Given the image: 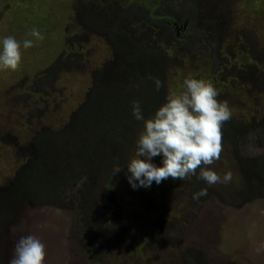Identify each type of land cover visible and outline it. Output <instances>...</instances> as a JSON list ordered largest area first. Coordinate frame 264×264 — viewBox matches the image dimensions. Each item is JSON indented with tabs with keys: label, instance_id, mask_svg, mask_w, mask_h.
I'll return each instance as SVG.
<instances>
[{
	"label": "rangeland",
	"instance_id": "obj_1",
	"mask_svg": "<svg viewBox=\"0 0 264 264\" xmlns=\"http://www.w3.org/2000/svg\"><path fill=\"white\" fill-rule=\"evenodd\" d=\"M116 1L129 10L140 66L122 79L107 62V37L79 21ZM33 28L44 39L24 49ZM6 36L22 58L17 70H0V264L28 235L45 245L44 264H264V0H0V49ZM104 66L111 73L98 91ZM150 72L158 91L144 80ZM112 76L131 106L112 102ZM188 77L210 82L231 110L220 159L208 167L232 180L133 189L126 164L143 127L133 102L151 117ZM247 156L258 167H242Z\"/></svg>",
	"mask_w": 264,
	"mask_h": 264
},
{
	"label": "clouds",
	"instance_id": "obj_2",
	"mask_svg": "<svg viewBox=\"0 0 264 264\" xmlns=\"http://www.w3.org/2000/svg\"><path fill=\"white\" fill-rule=\"evenodd\" d=\"M30 35L35 39H25L24 49L44 39L36 28ZM21 58V43L13 36L4 37L0 70H17ZM149 78L157 91L163 86L159 78ZM183 86L182 92L169 94L148 118L142 114L140 103L133 102L132 115L143 124L135 141V156L126 164V178L133 189L150 188L153 182L159 185L169 178L185 180L196 176L209 186L232 180L230 171L221 176L208 167L220 159L223 151L222 126L232 116L227 102L217 99L218 92L208 81L188 77ZM157 156L162 157L160 166L152 163ZM119 171L121 167H117L113 175ZM205 195L207 189L202 188L192 198L199 200ZM256 250L259 252L260 248ZM45 256V245L37 237L22 236L14 245L9 264H44Z\"/></svg>",
	"mask_w": 264,
	"mask_h": 264
},
{
	"label": "trees",
	"instance_id": "obj_3",
	"mask_svg": "<svg viewBox=\"0 0 264 264\" xmlns=\"http://www.w3.org/2000/svg\"><path fill=\"white\" fill-rule=\"evenodd\" d=\"M108 2H112V1H108ZM118 2L119 1L114 2V5H112V4L111 5H103L101 8H97V9L90 6L85 11L79 12L80 14H84L83 16L85 17L84 20L79 18V21L81 23L85 24L90 29L94 30V28H96L95 32L103 34L107 37V39L109 40V44L111 46V51H112V56L109 58V60L107 62L112 63V71H115L117 73V76L120 79H122L123 77H129L131 75L138 76L136 74V71H139L140 66L136 68V66H137L136 65V59L133 58L134 57L133 53H135L137 46H135V43L132 42V37L130 35L131 26L129 25L130 22H128L129 10L128 9L124 10L120 7H117ZM134 24H136V23H134ZM133 38H134V36H133ZM140 40L145 41L146 39L140 37ZM149 41L150 40H146V43H148ZM142 50L143 49L140 50L141 53H142ZM152 56H154V55H152ZM161 58L162 57H160V61L156 62V65H154V64L153 65L156 67L159 66L162 62ZM104 63H105V61L103 62V65H104ZM104 68H107V66H104L103 69L100 68L99 70L95 71L94 79H95L96 83L95 84L93 83V89H95V90H98L97 86H99V84L97 83V80H99L105 73L110 72V71H106ZM148 70L149 69H147V71ZM151 73L152 72L148 73L147 75L145 74L146 78L144 80L147 81V83H148V81L151 80L149 78V77H152V75H150ZM112 90H116V92L112 94L113 96H115L112 99V102H113V100H117V103H119V101L121 100L126 105L129 104V106H131L132 101H130V99H127L126 97H123L120 95L121 89H119V86L116 82V79L113 76H112ZM108 91L109 90H107V89H103V92H105L106 94H108ZM117 93H119V95ZM76 116H78V114ZM76 124L78 125V123H76ZM260 128L263 129L264 125L260 126ZM230 129L234 130L233 127H231ZM81 132H82V129H79L77 131L78 137H79V134ZM231 132H233V131H231ZM84 138H85V136H84ZM117 142H118V146L116 149H118V151H119V148H120L119 145L121 144V142L119 141L118 137H117ZM36 150H37V152L43 150V146L40 148H36ZM40 153H38V154L40 155ZM42 154H43V152H42ZM258 156L260 158H264V151H262V153L258 154ZM70 158H71V160H68V163L73 162V165H75V163H77V162L73 161L74 160L73 153H70ZM256 160H257L256 157L252 158L250 156H247L246 159L244 160V163H242V167L246 166V168L254 169V168L258 167L256 164ZM43 163L48 166L47 163H45V162H43ZM47 166H45V167H47ZM37 167L28 168L29 174L32 172V170H34V168H37ZM41 167H42V165H40V168ZM33 179H35L36 184H37V182L41 181V179L40 180L36 179V176H33ZM44 182H46V179H44L43 183Z\"/></svg>",
	"mask_w": 264,
	"mask_h": 264
}]
</instances>
